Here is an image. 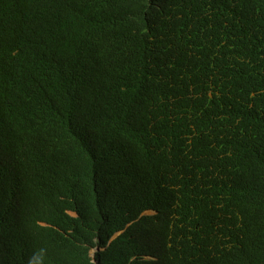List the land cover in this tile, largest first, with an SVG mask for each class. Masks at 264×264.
Listing matches in <instances>:
<instances>
[{"label":"trees","instance_id":"obj_1","mask_svg":"<svg viewBox=\"0 0 264 264\" xmlns=\"http://www.w3.org/2000/svg\"><path fill=\"white\" fill-rule=\"evenodd\" d=\"M0 264H264V0H0Z\"/></svg>","mask_w":264,"mask_h":264},{"label":"clouds","instance_id":"obj_2","mask_svg":"<svg viewBox=\"0 0 264 264\" xmlns=\"http://www.w3.org/2000/svg\"><path fill=\"white\" fill-rule=\"evenodd\" d=\"M73 33H74V37H77V29H76L75 24H74V26H73ZM111 73H112V72H111ZM118 87H119V85H117V84L115 83L114 79L110 77V81H109V83H108L107 88H108L109 90L115 92L116 89H118ZM221 88L227 93V96H229V95L233 92V88H234V87H231V88H230L229 84H224ZM69 99H71V97H70ZM66 111H67L68 114H74V109H73V108H72V109H68V110H66ZM62 145L64 146V149H65L66 152H67V147H66V143H65L64 140L62 141ZM72 156H73V155H72ZM69 161H70L69 166L64 165V166H62V167H70V166H72V165L75 164L72 160H69ZM99 181H100V183L104 184V183L106 182V180H105V176H104V175H101ZM51 186H52V185H51ZM67 213H68L69 215H71V216H74V217L77 216L74 212H67ZM145 214H146V215H152V214H154V212H152L151 210H148V211H145V212L142 213V215H145ZM121 232H122V231L112 234V236H110L109 239L107 240V242H106V246H109V245L111 244V242H112L113 240H115L116 237H117ZM100 250H103V248H99L98 245H95V246H93V247H91V248L88 249V256L92 259V262H94L93 259H94V255H95V253L98 252V251H100Z\"/></svg>","mask_w":264,"mask_h":264}]
</instances>
